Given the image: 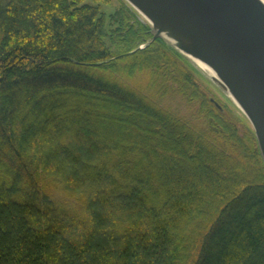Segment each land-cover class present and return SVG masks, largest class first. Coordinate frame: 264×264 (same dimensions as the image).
Masks as SVG:
<instances>
[{"label":"trees","instance_id":"16d2710c","mask_svg":"<svg viewBox=\"0 0 264 264\" xmlns=\"http://www.w3.org/2000/svg\"><path fill=\"white\" fill-rule=\"evenodd\" d=\"M117 1L0 0V264H264L252 130Z\"/></svg>","mask_w":264,"mask_h":264},{"label":"water","instance_id":"95a60500","mask_svg":"<svg viewBox=\"0 0 264 264\" xmlns=\"http://www.w3.org/2000/svg\"><path fill=\"white\" fill-rule=\"evenodd\" d=\"M244 118L264 166V0H122Z\"/></svg>","mask_w":264,"mask_h":264},{"label":"rangeland","instance_id":"374dc122","mask_svg":"<svg viewBox=\"0 0 264 264\" xmlns=\"http://www.w3.org/2000/svg\"><path fill=\"white\" fill-rule=\"evenodd\" d=\"M86 2L87 3H91V0H86ZM118 5H119V2L117 1V0H111V3H110V8L111 9H113V8H116V7H118ZM111 9H107V11L109 12ZM137 21L138 22H140V23H142V24H146V22L139 16V15H137ZM147 25V24H146ZM144 43H142V44H140V45H138L137 47H140L141 45H143ZM110 45V44H109ZM116 47L117 46H115V47H113L112 45L110 46V48L112 49V50H115L116 49ZM136 47V48H137ZM116 50H118V47H117V49ZM191 66V65H190ZM192 67V66H191ZM194 68V67H193ZM195 69V68H194ZM196 70V69H195ZM201 75V74H200ZM202 76V75H201ZM204 79V78H203ZM205 80V79H204ZM206 81V80H205ZM206 86L209 88V92H210V95L211 96H213L219 103H221V104H225V103H227V100L220 94V92L217 90V89H215L209 82H207L206 81ZM204 86V85H203ZM205 87V86H204ZM206 88V87H205ZM208 88H206V89H208ZM240 117H241V115H240ZM243 120H244V118L243 117H241ZM245 121V120H244Z\"/></svg>","mask_w":264,"mask_h":264}]
</instances>
